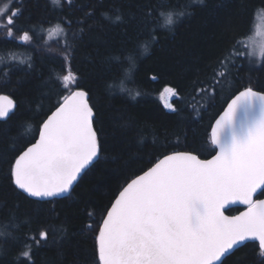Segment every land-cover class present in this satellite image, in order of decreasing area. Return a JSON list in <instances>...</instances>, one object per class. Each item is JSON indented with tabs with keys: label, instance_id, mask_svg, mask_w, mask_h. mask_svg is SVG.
Wrapping results in <instances>:
<instances>
[{
	"label": "trees",
	"instance_id": "1",
	"mask_svg": "<svg viewBox=\"0 0 264 264\" xmlns=\"http://www.w3.org/2000/svg\"><path fill=\"white\" fill-rule=\"evenodd\" d=\"M146 6L158 9L156 42L151 29L141 26ZM12 7L22 9L15 38L6 37L0 24V93L17 102L11 118L0 121V264H26L21 254L27 250L34 264H93L94 233L86 225L100 220L125 182L172 151L213 155L209 126L226 102L247 86L264 90L262 56L236 60L219 83L214 77L233 44L252 34L264 0H73L62 8L51 0H16ZM170 11L190 14L170 30L159 15ZM58 22L66 31L53 35ZM27 30L31 43L19 39ZM66 45L70 68L96 108L102 155L68 196L40 201L17 190L7 174L9 162L35 140L40 123L64 94ZM165 85L180 92L174 101L178 112L163 107L159 97ZM197 88H214L215 94L198 96ZM42 230L49 237L37 245L31 237L39 238ZM224 264H260L258 243L241 246Z\"/></svg>",
	"mask_w": 264,
	"mask_h": 264
},
{
	"label": "snow or ice",
	"instance_id": "2",
	"mask_svg": "<svg viewBox=\"0 0 264 264\" xmlns=\"http://www.w3.org/2000/svg\"><path fill=\"white\" fill-rule=\"evenodd\" d=\"M15 2L0 0L2 27L6 37L13 39L20 31L14 29L22 12L20 8L13 10ZM51 4L71 7L73 0H51ZM155 11L158 9L146 6L141 21L143 28L151 29L153 42L158 39ZM187 14L159 12L170 30ZM115 19L122 21V16ZM71 24L67 21L69 28ZM31 31H23L19 39L31 43ZM55 31L66 30L58 22ZM250 44V38L248 44L243 40L233 44L219 61L216 83L226 79L236 60L255 54L254 49L249 50ZM148 51L143 47L145 54ZM259 55L264 57V45ZM65 59L69 67L61 78L64 94L40 123L35 142L28 143L9 162L8 179L17 190L37 200L69 193L102 155L96 108L90 92L70 68V45H66ZM126 59L135 68L131 53ZM120 91L125 89L121 86ZM195 92L212 96L215 89L197 88ZM159 98L169 112L179 111L174 102L181 99L176 87L165 85ZM226 103L209 126L208 139L214 151L211 158L202 159L196 151H172L157 158L151 167L125 182L98 222L86 225L94 233L93 264H224L247 241H258V257L264 264V199H253L258 192L264 194V90L244 87ZM15 107L12 99L0 95V121L10 119ZM235 203L247 205L246 211L225 215L226 206ZM48 237L42 230L39 238L31 239L39 245ZM21 255L26 264H34L30 250Z\"/></svg>",
	"mask_w": 264,
	"mask_h": 264
},
{
	"label": "rangeland",
	"instance_id": "3",
	"mask_svg": "<svg viewBox=\"0 0 264 264\" xmlns=\"http://www.w3.org/2000/svg\"><path fill=\"white\" fill-rule=\"evenodd\" d=\"M4 23L3 22H0ZM53 35L58 34V31H55V29L51 32ZM249 38L251 39L250 49L249 50H255V54L252 55L253 57L260 58L259 50L260 46L264 45V13H261L258 15L257 21L255 23L254 29L250 37L246 39L244 43H249ZM257 61V60H254Z\"/></svg>",
	"mask_w": 264,
	"mask_h": 264
},
{
	"label": "water",
	"instance_id": "4",
	"mask_svg": "<svg viewBox=\"0 0 264 264\" xmlns=\"http://www.w3.org/2000/svg\"><path fill=\"white\" fill-rule=\"evenodd\" d=\"M242 90V89H241ZM256 90H258V89H256ZM0 95H4V96H8L10 99H12L13 101H14V103H15V105H16V107H15V109L13 110V112L11 113V114H13L14 112H15V110H16V108H17V102H16V100L11 96V95H9V94H6V93H0ZM227 106V103H226V105H225V107ZM10 114V115H11ZM47 118V117H46ZM217 118V117H216ZM7 120V119H6ZM215 121V120H214ZM214 123V122H213ZM38 136H39V133L37 134V137L36 138H38ZM35 142V140L32 142V143H34ZM169 154V153H168ZM214 155V154H213ZM202 159H205V158H203V157H201ZM206 158H211V156H209V157H206ZM95 163V162H94ZM93 163V164H94ZM92 164V165H93ZM92 165H90L89 166V168L92 166ZM88 168V169H89ZM86 172V171H85ZM82 176H83V174H82ZM81 176V177H82ZM81 179V178H80ZM79 179V180H80ZM78 180V181H79ZM78 181L74 184V186H73V188L71 189V191L69 192V193H66L65 195H63V196H60V197H56V198H63V197H66V196H68L72 191H73V189L75 188V186L77 185V183H78ZM260 192H258L257 194H255L254 196H253V199L254 200H259V199H264V196H262V197H260ZM31 198V197H30ZM32 199H35V198H32ZM54 199V198H53ZM35 200H37V199H35ZM40 201H46V200H40ZM233 208H241V210H239L237 213H234V214H230V213H228L227 211L228 210H230V209H233ZM246 209H247V205H243V204H240V203H235V204H230V205H227L226 206V208L223 210L224 211V214L225 215H228V216H237V215H239L241 212H243V211H246ZM248 242H257L258 243V241H247V242H245V244L246 243H248Z\"/></svg>",
	"mask_w": 264,
	"mask_h": 264
},
{
	"label": "bare ground",
	"instance_id": "5",
	"mask_svg": "<svg viewBox=\"0 0 264 264\" xmlns=\"http://www.w3.org/2000/svg\"><path fill=\"white\" fill-rule=\"evenodd\" d=\"M47 34V33H46ZM36 244V243H35Z\"/></svg>",
	"mask_w": 264,
	"mask_h": 264
}]
</instances>
